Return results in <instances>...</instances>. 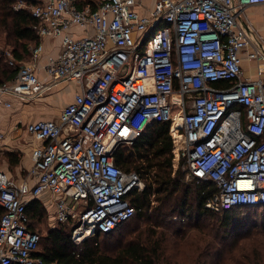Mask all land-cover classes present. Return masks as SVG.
Masks as SVG:
<instances>
[{
	"label": "built area",
	"instance_id": "2783aa9c",
	"mask_svg": "<svg viewBox=\"0 0 264 264\" xmlns=\"http://www.w3.org/2000/svg\"><path fill=\"white\" fill-rule=\"evenodd\" d=\"M138 4L13 1V10L35 20L38 38L60 41L41 66L46 80L34 65L39 40L25 61L4 51L16 69L0 81V106L11 96L34 99L67 79L77 91L55 119L24 124L41 141L29 152L31 182L0 169V264H44L25 214L27 201L42 193L53 197L52 221L67 225L74 246L129 219L135 208L127 194L144 182L119 169L112 154L151 121L167 123L170 174L179 170L185 181L203 183L205 209L264 204V42L239 22L245 7L264 0H152L147 14L132 8ZM71 26L90 31L72 36ZM241 56L253 61L256 78L242 77Z\"/></svg>",
	"mask_w": 264,
	"mask_h": 264
},
{
	"label": "trees",
	"instance_id": "16d2710c",
	"mask_svg": "<svg viewBox=\"0 0 264 264\" xmlns=\"http://www.w3.org/2000/svg\"><path fill=\"white\" fill-rule=\"evenodd\" d=\"M13 1L0 0V39L9 46L12 59L18 63L28 59L30 47L39 38L35 20L23 9L13 10ZM88 1L91 0H75L78 5ZM15 69L6 63L0 50V81L10 79ZM166 130V122L151 121L129 145L120 144L113 151L114 164L123 171L138 173L144 186L140 191L132 190L127 194L135 212L112 231H94L74 246L64 223H54L41 233L37 223L46 209L37 198L27 201L28 227L38 234L37 253L44 264H264V214L260 215L264 204L221 212L205 209L203 183L189 180V183L179 184L170 176L171 141ZM13 154L7 152L6 156L15 162ZM176 188H179L178 194L172 195ZM246 212L252 213L249 220H245ZM193 214L195 219L186 222V226L174 225L173 221L183 222ZM213 214L219 217L213 225L208 220L197 223L199 218ZM134 216L137 219L126 239L121 236L114 241L103 240ZM255 217L258 220H254ZM140 223L147 226L142 228ZM255 227L260 229L250 239L253 244L247 246L249 250L240 248L234 254L230 246L235 240L222 242L227 235L235 237ZM99 238L103 239L99 242Z\"/></svg>",
	"mask_w": 264,
	"mask_h": 264
},
{
	"label": "crops",
	"instance_id": "0c3cea01",
	"mask_svg": "<svg viewBox=\"0 0 264 264\" xmlns=\"http://www.w3.org/2000/svg\"><path fill=\"white\" fill-rule=\"evenodd\" d=\"M254 14H264V4L245 7L240 14L239 22L241 25L249 24L257 34L252 21L247 18L249 15ZM85 30L90 31V28H79L77 26H71L68 29V33L72 36H79L82 35ZM261 39L264 42V39ZM59 41L60 39L58 36L39 37L41 52L37 60L34 62V65H36L35 69L38 77L43 80L46 79L44 78L41 66L44 64L48 57H54L56 55L59 49ZM240 67L241 75L243 78L254 79L257 77L252 60H248L244 56H241ZM259 77L264 84V69L260 73ZM67 87L68 92L64 103L66 104L71 100L73 93L77 91V84L71 79L57 81L51 84L48 88L44 89L36 98L29 101L24 102L12 96L7 97L10 102L9 106H0V129L2 131V138H0V150L5 149L11 153H14L12 157L15 158V162H12L7 159L6 154H0V169L4 170L7 175L14 181H19L20 179L26 178L29 182H31L32 179H29L26 173L30 164L29 152L31 147L40 145L41 143L40 140L34 138L31 134L25 131V129L23 128L24 124L36 119H55L60 107L64 104H61L55 109L49 110L47 109V104L48 102L53 100L58 92ZM48 112H51L54 115L48 116ZM8 165L9 168H15V170L17 171L24 168V176L18 178L13 177L7 171ZM52 210L53 207L52 204H50V216H52Z\"/></svg>",
	"mask_w": 264,
	"mask_h": 264
},
{
	"label": "rangeland",
	"instance_id": "374dc122",
	"mask_svg": "<svg viewBox=\"0 0 264 264\" xmlns=\"http://www.w3.org/2000/svg\"><path fill=\"white\" fill-rule=\"evenodd\" d=\"M151 5H152V0H139V4L138 5H133L132 8L136 9L141 14H147L148 11L151 8ZM247 18L250 19V21H252L253 26H254L255 31L257 32V34L261 38L264 39V14L249 15ZM0 50L2 51V56L5 59L6 58V54L4 53V51H8L9 52V46L4 44L2 39H0ZM9 55L11 56L10 52H9ZM67 92H68V87L64 88L63 90L58 92L56 94V96L53 98V100L48 102L47 109L48 110L49 109H55V108L59 107L61 104H64L65 100H66V97H67ZM53 115H54L53 113L48 112V116H53ZM7 152H9V151H7L5 149H1L0 150V154H6ZM23 169L18 170L19 171V173H18V171L15 170V168H13V169L9 168V165H8L7 171L13 177L18 178V177H23L24 176V170ZM170 173H171V171H170ZM170 176L175 177V179L179 182V184L180 183L186 184V183L190 182V181H185L182 178V174H181V172L179 170H176L173 174H170ZM178 192H179V188H176V190L172 192V195H177ZM39 198L43 202V204H44V206L46 208V211H45V214L42 216V218L38 221L37 226L39 228V231L41 233H44L45 229L54 223L52 221L53 219L51 218L50 213H49V205L51 204V199L53 197L51 195H47L45 193H42V194L39 195ZM77 203H78V200H77ZM261 212L262 213L260 215L264 214V211H261ZM246 213H247L248 217L245 218V220L246 219L249 220L251 218V216H252V213L251 212H246ZM136 216H134L131 220L126 222L121 228H119L116 232H114L111 237H108L106 239L105 238L104 239L103 238H99V242L102 239L103 240H113L114 241L115 238H120L121 236H122V238L126 239L130 235L131 226L134 224V222L137 219ZM172 216H176V215H172ZM192 216H194V214L191 215V217H187V219L185 221H183V222L175 220V221H173L175 223L174 225L175 226L176 225H184V224H186V222H191V221H193L195 219L194 218L195 216L194 217H192ZM218 218L219 217H216V215L213 214L210 217H204L203 219L199 218L197 223L205 222V221L208 220L207 222L209 224L213 225L214 223H216ZM254 220H258V218L255 217ZM180 223H183V224H180ZM145 226H147V225H144V223H140V227L143 228ZM184 226H186V225H184ZM259 229L260 228L255 227V228L243 231L242 234H238L235 237L227 235L226 237H224L225 238L224 240L222 239V242H223V244H227L228 240H231V239L235 240L233 245L230 246V252L234 253V254H237V252H238V250L240 248H242L244 251L246 249L249 250V248L247 246L253 244V242L250 241V239L253 236H255V232H257V230H259ZM189 231H191V230L187 229V232H189ZM215 246H216V244H215Z\"/></svg>",
	"mask_w": 264,
	"mask_h": 264
}]
</instances>
